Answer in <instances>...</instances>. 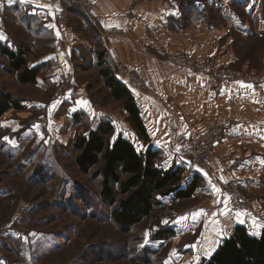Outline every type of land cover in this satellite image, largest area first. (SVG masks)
Listing matches in <instances>:
<instances>
[{"label": "rangeland", "instance_id": "obj_1", "mask_svg": "<svg viewBox=\"0 0 264 264\" xmlns=\"http://www.w3.org/2000/svg\"><path fill=\"white\" fill-rule=\"evenodd\" d=\"M139 1L132 0V5ZM151 3L171 13L166 21L171 32H177L172 52L162 55V61L179 68L168 58L188 53L208 64L251 71L262 78V91L246 82L234 83L241 92L235 93L240 101L230 100L224 115L211 120H224L226 130L234 119L241 120V144H235L240 154L234 161L229 157V166L223 170L225 176L236 171V177L220 179L222 155H217V147L208 164L196 162L175 140L185 133H177L157 163L165 169L182 167L187 178L182 187L196 174L194 194L180 199L158 196L160 204L149 217L128 229L118 227L111 218L114 204L101 195V163L83 169L71 145L106 120L114 127L111 140L118 134L135 139V149L141 151L145 140L131 125L123 101L113 99L104 85L100 72L107 64L81 43L73 53L74 67L59 70V62L51 59L42 66L36 83H20L17 72L7 71L8 59L0 53V90L20 104L0 117V264H200L235 226H244L252 235L264 228V16L257 21L264 14V0H141L142 8ZM23 12L0 5L1 44L13 50L25 48L29 63L60 51L62 40L59 50L51 31L35 18L25 20ZM73 16L77 24L81 19L90 23L87 28L84 24L74 28L88 33L90 19ZM101 42L96 48L107 57ZM106 61L115 69L118 63L134 68L116 57ZM65 73H70V83L62 97L55 98ZM75 90L79 96L73 94ZM227 91L231 97V90ZM249 101L253 104L246 105ZM229 179L237 181L249 197L247 210L231 207L220 184ZM164 229L169 232L159 239L157 232Z\"/></svg>", "mask_w": 264, "mask_h": 264}, {"label": "crops", "instance_id": "obj_2", "mask_svg": "<svg viewBox=\"0 0 264 264\" xmlns=\"http://www.w3.org/2000/svg\"><path fill=\"white\" fill-rule=\"evenodd\" d=\"M93 2L94 10L87 17L92 27L88 33L83 30L86 33L84 35L81 33L82 29L79 31L74 29L76 25L83 27L81 15L67 8L60 0H0V5L23 9L25 20L37 19L42 28L51 31L56 37L58 48L59 40H62L60 51L46 53L39 61L29 63L27 55V63L31 68L40 67L42 70V66L48 65L47 61L55 59L59 62L56 67L67 71L74 67L73 53L78 45L83 43L89 49H93L90 52L96 54L100 61L105 62L116 57L137 69L147 83L146 88L140 89L129 85L127 87L136 99L149 138L147 142L141 141V151L152 147L165 154L169 149L168 146L173 144L172 138L177 133H200L209 121L217 118L218 115H224L222 112L231 105L230 100L240 101L238 95H235L241 93L236 91L237 86L234 84L238 82L232 83L227 88L232 94L229 97V91L225 89L211 90L203 74L177 68L161 60L162 55L172 52L174 46L171 42L174 35L177 36V32H171L169 28L166 17L171 16V13L162 8L163 5L157 7L152 3L144 4L142 8L141 0L136 5H132V0H93ZM60 14H64L62 22L56 18ZM74 14L81 19L79 24L74 20ZM178 16L173 15L175 18ZM85 22L86 28L90 26L88 21ZM110 27L119 29L122 34L114 37L103 34ZM86 35H89L91 43L86 44ZM100 41L107 50V57L102 50L96 48ZM178 41L177 39L176 42ZM146 46H150L154 52H148ZM193 49L191 48V51ZM101 54L103 57L100 58ZM38 76L37 81L40 79ZM251 104L252 101L246 103V105ZM240 121L234 119L231 122L217 145V155H226L234 161V157L240 154L235 150V144H241L243 127ZM134 140L129 139L133 145ZM220 169L223 173L225 168L220 167ZM236 173L232 170L226 176L236 177ZM219 175H221L220 179H227L225 173ZM184 180L186 181L187 178ZM171 196L174 197V194Z\"/></svg>", "mask_w": 264, "mask_h": 264}, {"label": "trees", "instance_id": "obj_3", "mask_svg": "<svg viewBox=\"0 0 264 264\" xmlns=\"http://www.w3.org/2000/svg\"><path fill=\"white\" fill-rule=\"evenodd\" d=\"M263 16L257 17V21ZM0 53L8 59L7 71L17 72L20 83L37 82L41 69L29 67L25 48L13 50L0 42ZM103 63L107 64V68L100 72L105 78L104 85L111 90L113 99L123 101L131 125L147 142L148 134L133 94L115 77L117 71L114 66L107 61ZM11 108H20L18 100L9 92L0 90V117ZM113 130V125L103 120L87 135L76 137L71 145L78 151V166L86 170L101 163V195L109 204H114L111 218L118 227L128 229L149 217L160 204L158 196L174 194V198L180 199L194 194L198 184L196 174L191 182L182 187L185 181L182 167H161L157 163L161 158L160 151L152 147L137 151L121 134L111 140ZM168 232L169 229L158 230L157 237L161 239ZM200 264H264V228L259 235H252L244 226H235L215 252Z\"/></svg>", "mask_w": 264, "mask_h": 264}, {"label": "built area", "instance_id": "obj_4", "mask_svg": "<svg viewBox=\"0 0 264 264\" xmlns=\"http://www.w3.org/2000/svg\"><path fill=\"white\" fill-rule=\"evenodd\" d=\"M67 8H71L83 16H90L93 12V0H60ZM59 22L64 20V14L56 17ZM119 30L115 27H110L106 30V34H115ZM168 61L180 68H185L203 74L210 88L213 90H223L229 87L234 82H246L253 86L256 90L262 91V78L251 71L233 69L228 66H218L208 64L207 62L197 60L188 53H181L178 55H171ZM119 64V63H118ZM118 66L117 76L122 82L132 84L139 88H146L147 83L145 79L135 72L134 68ZM70 73L62 74L59 78L58 89L55 91V98L62 97V91L70 83ZM73 94L80 95V92L75 90ZM227 124L222 119H217L209 122L204 130L195 135L180 134L175 140L183 146L190 157L196 162L208 164L213 156H215V148L222 140L226 132ZM220 166L228 168L229 157L222 155L220 157ZM223 191L227 196L229 203L233 209L247 210L250 205L249 197L240 190V185L237 181L229 179L226 182H220Z\"/></svg>", "mask_w": 264, "mask_h": 264}, {"label": "snow or ice", "instance_id": "obj_5", "mask_svg": "<svg viewBox=\"0 0 264 264\" xmlns=\"http://www.w3.org/2000/svg\"><path fill=\"white\" fill-rule=\"evenodd\" d=\"M241 84H243V82H240ZM179 149H177V151H178Z\"/></svg>", "mask_w": 264, "mask_h": 264}]
</instances>
